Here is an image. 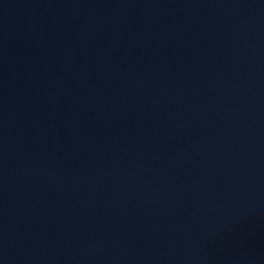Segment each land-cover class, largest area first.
<instances>
[{"label":"water","instance_id":"95a60500","mask_svg":"<svg viewBox=\"0 0 264 264\" xmlns=\"http://www.w3.org/2000/svg\"><path fill=\"white\" fill-rule=\"evenodd\" d=\"M0 264H264V0H0Z\"/></svg>","mask_w":264,"mask_h":264}]
</instances>
